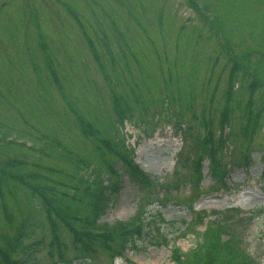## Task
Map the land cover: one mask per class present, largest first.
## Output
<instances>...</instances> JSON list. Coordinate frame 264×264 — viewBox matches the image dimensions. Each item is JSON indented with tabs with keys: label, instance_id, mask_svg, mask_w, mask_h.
<instances>
[{
	"label": "rangeland",
	"instance_id": "374dc122",
	"mask_svg": "<svg viewBox=\"0 0 264 264\" xmlns=\"http://www.w3.org/2000/svg\"><path fill=\"white\" fill-rule=\"evenodd\" d=\"M193 1L0 0V246L22 216H31L32 235L45 239L34 255L39 264H49L59 250L72 256L66 223L84 225L71 218L73 212L91 208V198L88 205L78 190L96 194L121 171L117 192L95 221H130L141 203L153 200L159 206L152 205L150 214L158 209L163 218L159 231L150 218V238L127 252L128 261L173 264L172 248L198 249L205 229L213 228L252 258L245 261L264 264V0ZM216 29L225 35L219 38ZM220 41L231 50H221ZM228 55L237 57L239 69L229 66ZM252 75L260 82L247 115L242 107ZM224 102L229 120L222 133L217 122ZM202 113L212 117L214 139L228 140L219 150L221 180L209 152L199 155L207 128ZM78 116L99 134L85 136ZM100 136L148 171L150 186L131 177ZM34 180L55 187L47 203L52 213L58 206L64 213L62 223L56 219L57 233L51 232L53 215L47 222V204L32 191ZM200 191L196 211H189L187 202ZM119 240L111 249L95 242L85 252L90 264H111L109 253L120 249ZM233 257L240 259L235 252Z\"/></svg>",
	"mask_w": 264,
	"mask_h": 264
},
{
	"label": "trees",
	"instance_id": "16d2710c",
	"mask_svg": "<svg viewBox=\"0 0 264 264\" xmlns=\"http://www.w3.org/2000/svg\"><path fill=\"white\" fill-rule=\"evenodd\" d=\"M216 33L218 35L219 38H222L225 34H223L220 30L216 29ZM228 36H226L227 38ZM220 46L222 47L221 50L223 49H227L228 51L231 50L230 45H227L228 43L226 41H220ZM227 62L231 63V68L233 70L235 69H239L240 68V62L237 59L236 56H232L228 55V60ZM256 71V70H254ZM255 74V73H253ZM259 77V76H258ZM260 80V79H259ZM251 82L255 83L257 86V76L256 75H252L251 77ZM227 93V91H226ZM227 96H229V94L227 93ZM227 105L225 104V102L223 103L222 107L220 108V114L218 116V122L217 124L222 127L226 124V122L228 121L229 118V114H228V110H227ZM257 116H259V113L257 114ZM79 123H81V126L83 127V132L85 134V136L89 135L94 137L96 134H99L96 130V126L91 124V122L85 118H82L80 116L77 117ZM202 123L203 125L207 124V128H206V133L204 134L203 140L201 142V150L203 153H200L199 155H203L204 152L209 151L211 153L212 152V163L213 166L211 167V170L214 172H219L218 173V177L220 179L222 173H223V169L220 170L223 167V160L221 159V155L219 150L221 149L222 145L224 144L225 140L222 138H218V139H214V135H213V120L211 116L206 117L203 113H202ZM180 127V125H178ZM206 139V140H205ZM100 143L105 147V149L110 152V149H112L115 152V155L117 158H119V160L122 161V164H124L123 167H125L126 169H128L129 171L131 170L136 171L137 174H140L139 170L137 169L136 166H134L135 164H133L132 160L129 159L126 155H128L127 153H125L126 151L124 150H115L114 147L112 146V142L109 138L107 137H103L100 136L99 137ZM209 143V145H208ZM103 149V150H105ZM105 150V151H106ZM106 151V152H107ZM111 154L113 152H110ZM208 153V152H207ZM198 155V156H199ZM215 158H216V162H215ZM195 164V163H194ZM196 167V166H195ZM109 171L112 173H114L115 169L111 166L108 167ZM136 169V170H135ZM197 173H199L197 171ZM116 174V171H115ZM39 175L38 178H44L47 179L49 178L48 176L45 178L43 177L44 175L41 174H37ZM34 184L33 187V192L36 193L37 195H39L42 200H43V206L45 207V205L47 204V208H45V216L47 221L50 223V219L52 218L53 215V220L52 222V229L51 232L53 233H57V227L56 226V219H59V221H61V223L64 221L63 218V212L62 209L60 208V206H58V211H56V213H52L53 212V206L48 204L47 202L51 203L53 200L52 198H54L52 195L55 193V187L54 186H49L47 184H41V183H36V181H31ZM114 182H111V184ZM111 184L108 185H99L97 188V192L95 193H88L87 195H85V191H87L85 189H81L78 190V197L81 198V200H87L88 201V205L90 202V198H91V208L88 207V209H80L77 211L73 212V217L74 220L78 223H84L79 225V224H69L66 223L69 227L72 235H73V248L76 251V255L75 256H85L86 251L90 252L93 247H94V243L98 242L99 245L101 247H107V249H111V241L116 240L117 238H119V248L122 247V241L124 239L125 233L127 232H131L134 229V232L137 230L138 227V215H136V217H134V219H131L130 221L127 222H123V223H118V224H114V225H110L107 222H102V223H98L96 222V218L99 215V213L101 211H104V208L107 207L106 204V200H108V196H106L103 193V188H105L106 186H111ZM151 184V180L148 179V177H146V179H144V183H143V188L144 187H148ZM89 188V187H88ZM80 194V195H79ZM90 195V196H89ZM74 197H76V195L73 194ZM1 197H4V194L1 193ZM70 201H73L74 199L72 197L68 198ZM50 200H52L50 202ZM110 200V198H109ZM3 203V211L5 212V216L9 215V218L11 219V215L8 209V206L5 202ZM84 215L82 217L87 218V220L85 222H81L79 221V219H77L78 217L81 216H76V215ZM54 216L56 218H54ZM31 216H22L20 223H18V229L17 231L13 234V235H9L7 240V244L4 243L3 246H0V264H18L17 263V257H12V253L16 252L17 255H20V257H22V259L24 260V262H20L21 264H39V260L37 258L36 255L37 252H39L41 250V248L43 247L44 244V238L40 237L38 239H35L33 234V229L35 224H32L31 221ZM153 221L155 222V229L156 231H159V227H160V223L158 221H162L161 218V213L160 212H156L155 214L151 215ZM74 222V223H76ZM97 223V224H96ZM57 226H59V223L57 224ZM150 231V229H149ZM220 229H217L215 231V229L210 228L209 231H207V229H205V234L203 237H205V240H202L201 243L199 244L198 249H194L192 251H190L189 253H183L179 247H177V249L172 248V252H171V257L173 260V264H199V255L203 256L202 258V264H250L249 261H245L244 259V255H240L241 253H244V251L242 249L235 248L234 246H232L231 244V240H227V241H222L219 233H220ZM160 236V243H164L165 245L168 243L165 240V235L164 234H158ZM55 236V234L53 235V237ZM106 237V238H105ZM150 238V233L148 232V236H147V240ZM106 239V240H105ZM105 242H107L109 244L106 245L104 244ZM53 241L50 242L48 245L52 246ZM58 243V242H56ZM55 243V244H56ZM61 243V242H60ZM153 243V242H152ZM155 243V241H154ZM63 245V244H62ZM104 245V246H103ZM60 247V244L58 245ZM52 249L50 248L49 253L50 255H52ZM118 250L112 249L110 250V256L113 253H116ZM106 252V251H105ZM234 252L236 254H238L240 256L239 258L233 257ZM240 252V253H239ZM22 255V256H21ZM57 257L52 258L50 264H90L91 261H87V260H83L81 262L78 263H72L71 258L66 256L65 253H62L61 250H59L57 252ZM192 255V256H190ZM19 258H18V262H19ZM61 262V263H59ZM112 264V263H111ZM127 264H133V262L131 261H127Z\"/></svg>",
	"mask_w": 264,
	"mask_h": 264
}]
</instances>
